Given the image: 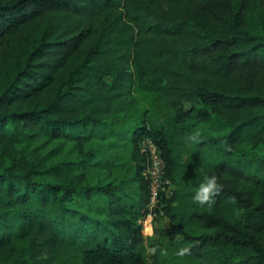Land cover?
I'll return each instance as SVG.
<instances>
[{
  "label": "trees",
  "instance_id": "obj_1",
  "mask_svg": "<svg viewBox=\"0 0 264 264\" xmlns=\"http://www.w3.org/2000/svg\"><path fill=\"white\" fill-rule=\"evenodd\" d=\"M0 264H264V0H0Z\"/></svg>",
  "mask_w": 264,
  "mask_h": 264
},
{
  "label": "built area",
  "instance_id": "obj_2",
  "mask_svg": "<svg viewBox=\"0 0 264 264\" xmlns=\"http://www.w3.org/2000/svg\"><path fill=\"white\" fill-rule=\"evenodd\" d=\"M140 145L147 161L144 176L148 182L149 202L145 217L138 220V223L143 228L148 224L152 230L154 221L163 216L161 200L172 195L174 186L165 177L164 161L157 146L150 139L143 140Z\"/></svg>",
  "mask_w": 264,
  "mask_h": 264
},
{
  "label": "clouds",
  "instance_id": "obj_3",
  "mask_svg": "<svg viewBox=\"0 0 264 264\" xmlns=\"http://www.w3.org/2000/svg\"><path fill=\"white\" fill-rule=\"evenodd\" d=\"M200 139V132H194L187 137V141L190 143H196ZM230 146L225 145L228 149ZM221 190V185L218 182V177L216 174L205 175L202 181L199 183L197 190L192 194V201L199 205L211 206L215 197ZM190 253V248L187 246L181 247L176 251V255L183 257Z\"/></svg>",
  "mask_w": 264,
  "mask_h": 264
},
{
  "label": "rangeland",
  "instance_id": "obj_4",
  "mask_svg": "<svg viewBox=\"0 0 264 264\" xmlns=\"http://www.w3.org/2000/svg\"><path fill=\"white\" fill-rule=\"evenodd\" d=\"M167 225H168V220L164 217V216H161V217H159L156 221H154V223L152 224V230L150 229V227H149V231H147L148 230V228H147V224H145V227L143 228L142 227V234H143V236L145 237V238H149V236H152L153 235V229H154V226L156 227H159V228H164V227H167ZM144 230H145V232H144ZM151 239L149 240V243H147L148 244V254L150 255L151 253H152V249L149 247V244L152 242V240H153V236L152 237H150Z\"/></svg>",
  "mask_w": 264,
  "mask_h": 264
},
{
  "label": "bare ground",
  "instance_id": "obj_5",
  "mask_svg": "<svg viewBox=\"0 0 264 264\" xmlns=\"http://www.w3.org/2000/svg\"><path fill=\"white\" fill-rule=\"evenodd\" d=\"M148 225V224H147ZM149 226V225H148ZM150 227V226H149Z\"/></svg>",
  "mask_w": 264,
  "mask_h": 264
}]
</instances>
